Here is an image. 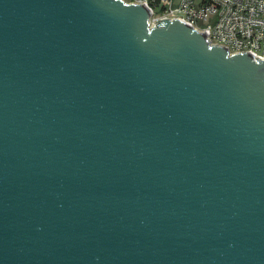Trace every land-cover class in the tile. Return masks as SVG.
Returning a JSON list of instances; mask_svg holds the SVG:
<instances>
[{
    "label": "water",
    "instance_id": "95a60500",
    "mask_svg": "<svg viewBox=\"0 0 264 264\" xmlns=\"http://www.w3.org/2000/svg\"><path fill=\"white\" fill-rule=\"evenodd\" d=\"M124 0H0V264H264V58Z\"/></svg>",
    "mask_w": 264,
    "mask_h": 264
},
{
    "label": "built area",
    "instance_id": "2783aa9c",
    "mask_svg": "<svg viewBox=\"0 0 264 264\" xmlns=\"http://www.w3.org/2000/svg\"><path fill=\"white\" fill-rule=\"evenodd\" d=\"M146 2L152 14L150 27L174 18L190 23L210 45L228 48L230 54L249 51L264 58V0H124Z\"/></svg>",
    "mask_w": 264,
    "mask_h": 264
}]
</instances>
